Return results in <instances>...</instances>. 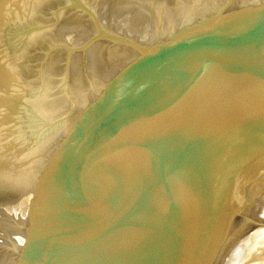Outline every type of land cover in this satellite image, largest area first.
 Here are the masks:
<instances>
[{"label":"water","instance_id":"1","mask_svg":"<svg viewBox=\"0 0 264 264\" xmlns=\"http://www.w3.org/2000/svg\"><path fill=\"white\" fill-rule=\"evenodd\" d=\"M0 264H264V0H0Z\"/></svg>","mask_w":264,"mask_h":264}]
</instances>
